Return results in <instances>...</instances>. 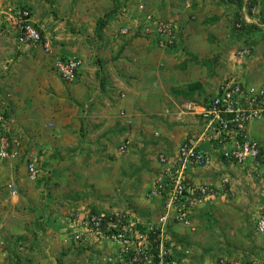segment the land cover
Instances as JSON below:
<instances>
[{"label": "rangeland", "instance_id": "rangeland-1", "mask_svg": "<svg viewBox=\"0 0 264 264\" xmlns=\"http://www.w3.org/2000/svg\"><path fill=\"white\" fill-rule=\"evenodd\" d=\"M200 1L203 0H117L118 13L108 23L111 30L107 31V25L99 37L97 24L113 10L114 0H0L2 5L28 8L39 26L54 36L55 44L54 53L46 55L40 48L11 42L12 37H0L4 53L0 54V102L6 103L0 111L8 110L6 120L1 116L0 127L20 144L15 158H0V167L6 168L1 172H6L8 184L17 188L19 222L21 230L28 232L23 233L21 242L9 240L6 252L0 245V264H98L108 251V244L65 241L64 225L73 209L125 210L141 231L156 230L164 203L147 198L146 185L153 178L155 181L163 167L160 164L156 173L148 174L143 169L134 174L146 159V155H141V146L146 149L152 145L153 156H175L177 145L167 141L166 128L172 129L171 123L181 122V111L190 112L187 98L181 93L191 85H205V95H196L198 101L206 102L211 97L207 93L214 92L232 75L249 83L264 84V32L236 34L235 6L226 0L197 4ZM140 6L144 12L177 21L180 36L176 48L159 50L151 38L138 34ZM256 8L255 12L260 7ZM239 15L243 21L247 16L253 20L246 8ZM202 18L209 21L205 23L207 28L201 24ZM127 40L133 48L128 56L139 62L135 72L142 78L139 89L144 94L137 102L136 124L125 133L116 134L121 116L116 105L119 100L108 98L105 104L108 96L105 86L101 89V67L95 75L92 69L102 65L103 74L106 64L116 60L120 45ZM245 48L250 54L240 56L239 51ZM76 57L83 66L74 81L65 82L56 71L55 62ZM162 78L172 87L170 98L152 93L151 85H159ZM90 101L101 105L95 115ZM164 110L168 111L166 117ZM104 122L115 132L105 133L108 126ZM261 123L250 127L254 138V130ZM154 132L159 137L147 142L145 133ZM127 133L137 148L130 154L120 150V144L131 143L121 141ZM106 134L108 144L103 148ZM204 146L210 149L209 144ZM29 162L37 167L35 178L29 173ZM221 170L222 175L214 184H221L223 178L229 180L222 195L197 207L190 227L171 224L164 228L165 237L188 252L176 264H216L221 258L264 264V235L256 233L254 227L264 212V180L251 178L247 170L234 164ZM244 197L248 205H242Z\"/></svg>", "mask_w": 264, "mask_h": 264}, {"label": "built area", "instance_id": "built-area-1", "mask_svg": "<svg viewBox=\"0 0 264 264\" xmlns=\"http://www.w3.org/2000/svg\"><path fill=\"white\" fill-rule=\"evenodd\" d=\"M253 12L258 11L254 9ZM138 20V34L151 38L158 48L165 50L178 41V26L173 19L144 12L140 6ZM245 21L255 22L248 16ZM1 35L14 37L20 45L39 46L48 55L55 50L54 36L37 24L27 8L0 4ZM238 54L246 56L250 51L245 48ZM82 66L83 61L77 57L59 58L55 62L56 71L65 82L74 81ZM188 109L197 118L198 129L182 141L173 158L159 154V163L163 168L150 189L151 197L164 203V212L156 230L141 231L127 211L73 209L64 225L66 242L79 244L91 240L108 244V251L111 252H104L98 264L116 263L119 261L117 256L123 264H176L171 257L175 253L188 252L165 237L164 228L171 224L190 227L194 210L222 195L229 181L223 178L221 184L197 183L192 179L191 170L205 168L222 155L228 164L247 170L251 178L264 180L263 145L250 133L252 124L264 122V84L249 83L240 76L232 75L219 84L215 94L203 105L189 106ZM127 144L121 146V152L127 151ZM208 144L210 149H205L204 145ZM19 146L17 139L9 138L5 132L0 138V158H15ZM28 170L31 178H35L38 170L33 162H29ZM8 187L16 194L14 184ZM255 229L258 234L264 235V212L258 216ZM151 233L156 234L158 240L152 239ZM155 246L159 248L158 255L153 251ZM216 264L242 263L221 258Z\"/></svg>", "mask_w": 264, "mask_h": 264}, {"label": "crops", "instance_id": "crops-1", "mask_svg": "<svg viewBox=\"0 0 264 264\" xmlns=\"http://www.w3.org/2000/svg\"><path fill=\"white\" fill-rule=\"evenodd\" d=\"M203 1H200L197 4H203L204 5ZM206 22H209V21L205 20V18H202L201 24L205 25ZM109 24H108V28H107L108 32H110L111 27H112V25L110 26ZM204 27L207 28L206 25ZM10 41L16 42L15 38L10 40ZM148 41L152 42V40H150V39H148ZM128 43H129V40H127L125 43L120 45L119 49L121 50V52H119V54H117L115 56L116 60L112 63L109 62L108 64H106V66L103 69V74L105 75V89H104L106 91L105 96H108V97L104 98L105 104L106 105L108 104V102H109L108 98L119 100V102H117L116 105H119L117 107H119L118 111L119 110L121 111V116H119V120H118L119 124H116L117 125L116 134L125 133L126 129L130 130L134 126V123L136 124L137 114H138L137 110H136L137 102L140 101L141 96L144 94L143 90L139 89L140 80H142V78L138 72H135V69H137V65L139 62L137 60H135L136 58L133 60L134 56L133 57L128 56V52L132 51L131 49H133V48H131L130 44H128ZM106 44H107V42H106ZM27 47H29V46H27ZM34 48L35 47L30 48V49H34ZM157 49L163 50L160 48H157ZM1 52H3V49L0 47V54L3 55L4 53H1ZM1 55H0V57H1ZM0 61L3 62L2 59H0ZM97 66H98V68H94V70L92 69V71H94L93 72L94 75L99 70V67H101L99 65H97ZM100 70L102 71V69H100ZM143 82L144 81H141V83H143ZM201 86L203 87V90L202 91L197 90L196 93L200 92L202 95H205L204 90H206V87H205V85H201ZM151 90H152V93H154V94L159 93V94H163L164 96H167V95L169 96L168 92L169 93L172 92V87L170 86V84H168L167 79L162 78L159 85L156 86V83H153V85H151ZM216 90L217 89L215 88L214 92L207 93V95L213 96L215 94ZM196 93L193 96V98H195V99H192V98H190V96H188V90L186 92L181 93V95H183L184 97L187 98L186 106L187 105L188 106H198V105H203L205 103L204 99L198 101ZM9 94H10V92H9ZM148 94H150V93H148ZM169 98H170V96H169ZM209 98L210 97H208V99ZM90 102L93 103V101H90ZM120 105H122V106H120ZM90 109H93L92 115H95L96 111L101 110V105L97 104V102H94L93 104H91ZM126 110H129L130 113L127 114ZM7 111H5V112L8 114ZM164 113H165V117H166V115L168 114V111L164 110L163 114ZM183 115H184V117H183ZM191 115H192L191 112L181 111V113L178 114V119L179 120L181 119V122L180 123H178V122L171 123L169 125V127L172 128L174 126V128H172V129L166 128L165 134L169 133V135H167V138H166L167 141L169 143H173V144L177 145V149L179 148L180 143H182V141L191 133V131H193V129H195L194 130V132H195L199 127L198 124L196 123L197 118L195 116H191ZM125 118H128V120L124 121ZM125 122L127 124H125ZM104 123L106 126H108L107 122H104ZM124 125H126L127 127ZM258 125L259 126L254 130L255 134H256L255 139L259 140L264 147V122H262L261 124H258ZM109 127L110 126H108V128H105V133L115 132L112 128H109ZM124 127H126V128H124ZM250 133L253 136V127L250 128ZM145 136L147 138V142L149 139L156 141V138L159 137V134L156 132H154V134H150V133L146 134L145 133ZM108 137H109V135L106 134L105 139L103 140V142L105 143L103 148L107 147V144H108L107 141L109 139ZM111 138H112V134L110 135V140H111ZM128 140H130V141H128ZM121 141H123V142L128 141L129 143L131 142L127 148V151L129 154L134 153L135 150H137L135 140H134V138H132V136L129 135V133H127L125 135V137H123V139H121ZM123 144H120V146H122ZM151 147H152V145H149V146H146V149H145V146H143V145L141 146V148H140L141 149V155L143 157H144V155H146V159L142 160L140 168L136 169L134 171V174L141 172L143 169L148 171V174L150 172H152V173L157 172L159 165H160L159 153H157V156H153ZM226 166H228V164H225V162H223L219 158H216L209 166H207L205 168L194 169L195 171L192 173L191 176H192V179L197 183L214 184V182L218 181V179L222 175L221 169L226 168ZM2 170H6V168L0 167V245L3 246L2 248L6 252V250L8 249V247H7L8 244L11 243V242H9V240H15V241L19 240V242H21V238H23L22 237L23 233L27 234L28 232H27V230H25V231L21 230V229H23V226L21 228L22 224H21V222H19V219L21 218L20 217L21 210L18 209V206L16 203H18L20 196L18 194L12 195L10 193V191L8 190V187H7V184L9 181L5 178L6 172H1ZM161 170H162V168H161ZM161 170L158 173H160ZM238 175H240V172L238 173ZM153 182H154V178L152 179V181L149 184L146 185V187H147L146 191L151 186V184ZM235 190L236 189H233L232 191H235ZM236 192L239 194L241 193V191H238V189L236 190ZM242 193L245 194L246 192L242 191ZM28 195L29 194H27V196ZM31 195H33L32 191H31ZM241 201H242V198H241ZM242 203H243L242 205H244V203L247 205L249 204L246 197H244V200L242 201ZM251 205H253V204H251ZM245 208H247V207H245ZM146 214H147V212H146ZM141 222H143V221H141ZM0 254H1V247H0Z\"/></svg>", "mask_w": 264, "mask_h": 264}, {"label": "trees", "instance_id": "trees-1", "mask_svg": "<svg viewBox=\"0 0 264 264\" xmlns=\"http://www.w3.org/2000/svg\"><path fill=\"white\" fill-rule=\"evenodd\" d=\"M226 1H227V3L235 6L236 9H237V11H238L237 12L236 25L234 26V30L237 31L236 34H241V33L242 34L243 33L246 34L248 32H252V33L254 32L255 33V32H258V31L259 32H264V0H226ZM114 2H115V7L113 8V10H111L110 12H108L105 15L104 18H101L99 20L98 24H97L96 32H97V35L99 37H101L102 32L107 27L109 21L118 13L119 4L117 3V0H114ZM258 6L260 7L259 10H258V12L257 13H254L253 10L256 7H258ZM22 8H26V7L23 6ZM244 8L247 9L248 15L253 20H255L256 23H247V22L243 21V19L239 15V12H241ZM174 22L178 26L177 21L174 20ZM237 24H240V26H237ZM178 33H180L179 30H178ZM179 36H180V34H179ZM176 47H177V42L175 43V45H173L170 48H176ZM167 49H169V48H167ZM100 69H102V65H101V68ZM98 75H99L101 87H102V89H104V86H105V76L102 74V71L101 70H99ZM197 90L198 91L199 90L202 91L203 90V87L200 84H193V85H191L189 87V89H188V96H190V98H192V99H195V98H193V96L197 92ZM1 101H2V103H0L1 104L0 105V108L3 109L4 105H6V103H5L4 100H1ZM0 115L3 116V119L4 120H6L8 118V114L5 112V110H4V112L3 111L2 112L0 111ZM0 125H3V122H0ZM4 133H5L4 129L2 127H0V138H1V136H4ZM263 150H264V147H263ZM125 153H127V151ZM219 159L222 160L223 162H227L226 159H225V157L222 156V155L219 156ZM154 182L151 184V186L146 191V197L149 198V199H153L151 197V195H150V189L153 186ZM160 201H161V203H163L162 200H160ZM92 211H98V210H96L94 208ZM115 211H125V210H121V209L120 210H117L116 209ZM99 212H102V211H99ZM107 212H109V211H107ZM139 229H141V228H139ZM255 232H256V229H255ZM150 237L152 239H154V240H158V237L154 233H151L150 234ZM153 251H154L155 254L158 255L159 254V248H158V246H155L154 249H153ZM183 255H184V253L179 252L178 253V256H174L173 255L171 257V261H177V262H179L180 260H182ZM117 259L119 261H117L116 263H111V264H123V261H121V259H119L118 256H117Z\"/></svg>", "mask_w": 264, "mask_h": 264}, {"label": "clouds", "instance_id": "clouds-1", "mask_svg": "<svg viewBox=\"0 0 264 264\" xmlns=\"http://www.w3.org/2000/svg\"><path fill=\"white\" fill-rule=\"evenodd\" d=\"M28 9V8H27ZM33 14V13H32ZM166 19V18H165ZM253 23H256V22H253ZM38 24V23H37ZM39 25V24H38ZM179 30V29H178ZM2 36V35H1ZM0 36V37H1ZM7 38L8 37H12V36H6ZM13 39H14V37H12ZM18 44V43H17ZM18 45H20V44H18ZM24 46V45H23ZM25 47H27V46H25ZM30 48H33V47H35V48H40L39 46H29ZM54 48H55V44H54ZM41 50H42V52H44L43 51V49L42 48H40ZM55 51V50H54ZM45 53V52H44ZM46 54V53H45ZM46 55H48V54H46ZM51 55V54H50ZM192 133V132H191ZM190 133V134H191ZM9 185V184H8ZM8 185H7V187H8ZM8 190L10 191V193L12 194V195H17L18 194V191L16 192V194H13L12 192H11V190L9 189V187H8ZM16 190H17V188H16ZM92 210V209H91Z\"/></svg>", "mask_w": 264, "mask_h": 264}]
</instances>
